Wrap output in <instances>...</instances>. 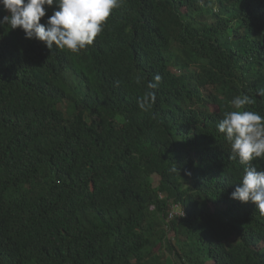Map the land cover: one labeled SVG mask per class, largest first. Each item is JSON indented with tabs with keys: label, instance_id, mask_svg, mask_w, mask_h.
<instances>
[{
	"label": "trees",
	"instance_id": "1",
	"mask_svg": "<svg viewBox=\"0 0 264 264\" xmlns=\"http://www.w3.org/2000/svg\"><path fill=\"white\" fill-rule=\"evenodd\" d=\"M262 89L264 0H122L78 54L0 24V264H264L218 131L237 95L264 116Z\"/></svg>",
	"mask_w": 264,
	"mask_h": 264
},
{
	"label": "clouds",
	"instance_id": "2",
	"mask_svg": "<svg viewBox=\"0 0 264 264\" xmlns=\"http://www.w3.org/2000/svg\"><path fill=\"white\" fill-rule=\"evenodd\" d=\"M9 15L0 24H9L11 29L20 28L26 38L35 37L45 42L49 50L53 47L78 54L86 46L92 45L102 33L112 11L121 6L122 0H57L58 10L49 17L47 26L41 24L46 15L45 5H53V0H2ZM137 78V83L142 81ZM162 77L157 75L147 83L144 96L138 100L139 108L151 111L155 103V90ZM257 95L264 96V89ZM234 110L224 113L218 123L219 133L225 134L230 145V159L248 165L240 185L231 194L232 199L241 202L252 201L264 215V170L253 165L257 158H264V116L246 110L255 104V99L247 94L237 95L231 100Z\"/></svg>",
	"mask_w": 264,
	"mask_h": 264
},
{
	"label": "built area",
	"instance_id": "3",
	"mask_svg": "<svg viewBox=\"0 0 264 264\" xmlns=\"http://www.w3.org/2000/svg\"><path fill=\"white\" fill-rule=\"evenodd\" d=\"M185 213L178 204H172L168 212V220H172L176 217H184Z\"/></svg>",
	"mask_w": 264,
	"mask_h": 264
},
{
	"label": "rangeland",
	"instance_id": "4",
	"mask_svg": "<svg viewBox=\"0 0 264 264\" xmlns=\"http://www.w3.org/2000/svg\"><path fill=\"white\" fill-rule=\"evenodd\" d=\"M152 182H153V186H154V188H156L157 187V185H158V177L157 176H153V178H152Z\"/></svg>",
	"mask_w": 264,
	"mask_h": 264
}]
</instances>
